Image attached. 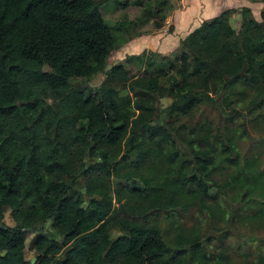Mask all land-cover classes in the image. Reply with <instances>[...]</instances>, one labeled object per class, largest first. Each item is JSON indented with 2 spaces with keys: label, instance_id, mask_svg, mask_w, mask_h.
Listing matches in <instances>:
<instances>
[{
  "label": "trees",
  "instance_id": "16d2710c",
  "mask_svg": "<svg viewBox=\"0 0 264 264\" xmlns=\"http://www.w3.org/2000/svg\"><path fill=\"white\" fill-rule=\"evenodd\" d=\"M102 1L0 0V264H228L197 231L167 238L158 219L192 206L222 213L208 203L214 185L264 216V167L238 143L264 114V5L260 18L244 6L238 28L231 7L202 19L162 81L121 61L106 67L115 37ZM162 7L143 13L160 26ZM98 71L93 87L79 80ZM200 104L216 120L181 127ZM48 219L62 239L38 233L31 261L24 230Z\"/></svg>",
  "mask_w": 264,
  "mask_h": 264
},
{
  "label": "rangeland",
  "instance_id": "374dc122",
  "mask_svg": "<svg viewBox=\"0 0 264 264\" xmlns=\"http://www.w3.org/2000/svg\"><path fill=\"white\" fill-rule=\"evenodd\" d=\"M161 2L162 10L164 14L162 24L157 26L151 17L144 15V10L148 6H154L156 2ZM220 2L219 8L231 7V23L235 28H238L241 22L243 7L250 6L251 13L257 18H260V9L264 5V0H216ZM184 5V0H103L100 9L106 22L112 28L115 37V47L111 50L107 56L106 67H109L112 63L121 61L130 70H140L151 73L161 74L162 81L166 80L163 71H170L169 63L173 61L178 53L183 49L181 43H168V44H147L143 46H136L133 49L129 48V43L133 40L135 35L139 38L142 33H154V31L161 30V27L165 31L171 32L174 29L172 25L174 15L177 9ZM170 16V21L168 19ZM172 16V17H171ZM206 17L201 16L199 21ZM208 18V17H207ZM129 20H135L134 26L128 25ZM169 21V22H168ZM129 26L130 32L135 31L134 36H129V32L125 28ZM133 42V41H132ZM137 44V43H136ZM154 50V53L151 51ZM150 57V58H148ZM104 71H98L94 73L90 78L79 79L83 84L87 86H95L101 82L104 78ZM170 101L169 96H163L160 98L162 105L167 104ZM199 106V105H198ZM264 111V107L262 108ZM218 110L214 109L209 104H200V106L194 110V113L189 119H178L181 127L188 129L190 125L195 122H200L206 118H213L215 121L218 115ZM248 135L246 134L239 139V150L243 156L249 155L251 152H255L258 155L260 166L264 167V114L257 113L256 118L247 121ZM260 138L257 143L255 140ZM226 171L217 174L216 178L223 177ZM112 178L119 181V178L114 174ZM139 180V178H136ZM123 184L126 186H132L133 182L124 180ZM212 198L208 203L211 208L214 205V201L220 203L223 212H219L214 207V214L210 213V208L205 212H201L195 206H192L183 211L176 212L175 216L166 218L165 213L159 215L158 223L160 224L165 236L171 238L174 233L183 229L186 232L200 233L202 242L206 249L210 253V256L216 254L228 264H260L259 256L262 250H264V216L251 218V214L258 211V205L255 201L250 200L244 203L227 202V197L231 194V190L224 188H218L212 186L210 188ZM122 200H117L114 197V205L119 206ZM5 214V221L8 224L13 223L11 216V208L9 205L3 206ZM119 232L117 226H113L110 229V233L115 235ZM38 233H44L48 236H53L62 239L56 227L53 225L51 219H48L44 228L40 231L26 228L24 230L25 236V256L27 258H33L36 260V253L34 250L33 242ZM221 252V254H219ZM103 264H114L110 261H105Z\"/></svg>",
  "mask_w": 264,
  "mask_h": 264
},
{
  "label": "crops",
  "instance_id": "0c3cea01",
  "mask_svg": "<svg viewBox=\"0 0 264 264\" xmlns=\"http://www.w3.org/2000/svg\"><path fill=\"white\" fill-rule=\"evenodd\" d=\"M215 1L184 0V5L177 9L174 17L171 16L173 19L172 25L174 26L171 32L164 30L167 27L165 25L161 27V30L156 29L154 33H142L139 38L136 37L138 35H135L133 40L128 44L129 48L133 49L136 46L147 44H155L161 47V44L181 43V38L200 23L199 18L201 16L207 18L222 10V8L218 7L220 2L216 3ZM167 20L170 21L169 15Z\"/></svg>",
  "mask_w": 264,
  "mask_h": 264
},
{
  "label": "water",
  "instance_id": "95a60500",
  "mask_svg": "<svg viewBox=\"0 0 264 264\" xmlns=\"http://www.w3.org/2000/svg\"><path fill=\"white\" fill-rule=\"evenodd\" d=\"M115 181H116V179H114ZM120 206H121V208L123 209V211H126V209H125V206H124V204H123V202H120ZM34 260V257L33 258H31V261H33Z\"/></svg>",
  "mask_w": 264,
  "mask_h": 264
}]
</instances>
